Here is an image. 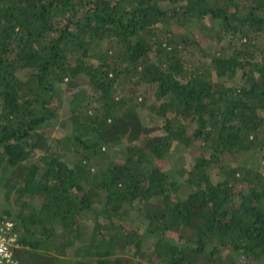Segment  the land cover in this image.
Masks as SVG:
<instances>
[{
    "label": "trees",
    "instance_id": "trees-1",
    "mask_svg": "<svg viewBox=\"0 0 264 264\" xmlns=\"http://www.w3.org/2000/svg\"><path fill=\"white\" fill-rule=\"evenodd\" d=\"M0 212L15 264H264V0H0Z\"/></svg>",
    "mask_w": 264,
    "mask_h": 264
},
{
    "label": "rangeland",
    "instance_id": "rangeland-1",
    "mask_svg": "<svg viewBox=\"0 0 264 264\" xmlns=\"http://www.w3.org/2000/svg\"><path fill=\"white\" fill-rule=\"evenodd\" d=\"M197 39V38H196ZM194 43V42H193ZM202 48L205 49V51L202 50ZM184 49V48H181ZM189 54H186V57H188V60L192 63L199 64L200 61H204V53H211L212 51L216 50V48L211 45V42L207 41L206 39L201 40L199 43H194V45L191 46V48H188ZM58 99V102H64L67 101L69 98V93L68 92H61L57 91V96L56 99ZM62 109L65 111L66 110V104ZM140 115L142 120L146 124L150 125H155L157 123H160L163 121V117L158 116L155 112L150 111L148 109H139ZM53 131L59 130L61 131L59 125L56 122H53L52 128ZM187 150V149H185ZM177 151L172 157L166 159L160 164H157L158 167L164 171L170 170V173H173L174 171L178 170L180 173L183 171V175L187 176L188 171L190 169V163L193 162L191 158H194L195 156H199V148L196 145L191 146L189 151ZM231 160L233 158H230ZM92 172H96V168L94 167L92 169ZM212 178L214 182H217L218 180H221L219 176L215 175V170L212 171ZM181 191L184 193H188L184 189H181ZM182 192L179 193V196H182Z\"/></svg>",
    "mask_w": 264,
    "mask_h": 264
},
{
    "label": "built area",
    "instance_id": "built-area-1",
    "mask_svg": "<svg viewBox=\"0 0 264 264\" xmlns=\"http://www.w3.org/2000/svg\"><path fill=\"white\" fill-rule=\"evenodd\" d=\"M15 222L0 212V264H15L13 251L19 246Z\"/></svg>",
    "mask_w": 264,
    "mask_h": 264
},
{
    "label": "clouds",
    "instance_id": "clouds-1",
    "mask_svg": "<svg viewBox=\"0 0 264 264\" xmlns=\"http://www.w3.org/2000/svg\"><path fill=\"white\" fill-rule=\"evenodd\" d=\"M9 218H11V217H9ZM12 219V218H11ZM13 220V219H12ZM14 221V220H13ZM15 222V221H14ZM15 225H16V223H15Z\"/></svg>",
    "mask_w": 264,
    "mask_h": 264
}]
</instances>
